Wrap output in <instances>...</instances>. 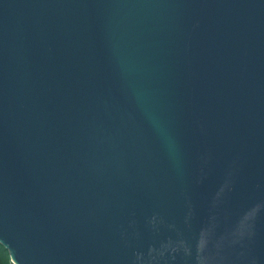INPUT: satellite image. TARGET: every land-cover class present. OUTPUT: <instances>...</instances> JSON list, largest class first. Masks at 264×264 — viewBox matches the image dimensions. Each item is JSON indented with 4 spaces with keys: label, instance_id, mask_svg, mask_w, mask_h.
<instances>
[{
    "label": "water",
    "instance_id": "water-1",
    "mask_svg": "<svg viewBox=\"0 0 264 264\" xmlns=\"http://www.w3.org/2000/svg\"><path fill=\"white\" fill-rule=\"evenodd\" d=\"M0 242L264 264V0H0Z\"/></svg>",
    "mask_w": 264,
    "mask_h": 264
},
{
    "label": "trees",
    "instance_id": "trees-1",
    "mask_svg": "<svg viewBox=\"0 0 264 264\" xmlns=\"http://www.w3.org/2000/svg\"><path fill=\"white\" fill-rule=\"evenodd\" d=\"M3 249H6L7 250V247H5L1 242H0V263H5V264H15L13 261H11L9 259V254L6 255V257H4L3 255V252H5ZM7 253V252H6Z\"/></svg>",
    "mask_w": 264,
    "mask_h": 264
},
{
    "label": "rangeland",
    "instance_id": "rangeland-1",
    "mask_svg": "<svg viewBox=\"0 0 264 264\" xmlns=\"http://www.w3.org/2000/svg\"><path fill=\"white\" fill-rule=\"evenodd\" d=\"M3 250L5 251V252H3V254H4L3 256L6 257V255L9 254V259L12 261V258H11V255H10L8 249H7V250H6V249H3ZM6 252H7V253H6ZM0 258H1V257H0ZM0 260H2V259H0ZM0 264H5V263H0Z\"/></svg>",
    "mask_w": 264,
    "mask_h": 264
}]
</instances>
